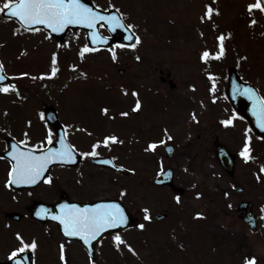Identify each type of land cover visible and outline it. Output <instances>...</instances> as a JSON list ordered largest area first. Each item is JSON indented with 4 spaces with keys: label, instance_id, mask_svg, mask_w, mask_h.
Instances as JSON below:
<instances>
[{
    "label": "rangeland",
    "instance_id": "rangeland-1",
    "mask_svg": "<svg viewBox=\"0 0 264 264\" xmlns=\"http://www.w3.org/2000/svg\"><path fill=\"white\" fill-rule=\"evenodd\" d=\"M93 1L102 7L111 6L123 11L134 25L133 30L141 37L140 43L132 49L116 46L78 61V50L85 45L79 40L80 36L77 39L73 35L68 46L54 50L61 74L62 68L69 70L70 65H77L84 74H89L83 81H78L72 74L64 90L60 88L48 94L46 88L39 87L43 80L37 75L16 79L24 81L23 86L30 85V89L36 92L34 97L31 92L23 91L25 103L56 102L61 118L82 124L83 135L91 136L90 141L100 140L101 136L108 134H115L118 138L117 142L99 151L112 153L131 172L123 176L100 171L96 190L99 196L121 199L145 227L141 229L139 224L119 233L134 252L124 245L118 250L114 235L103 240L96 250L98 263L242 264L245 258L256 257V264H264V178L257 170L255 160L246 161L244 157L236 162L234 179L227 177L214 159L212 140L218 137L232 147V151H240L245 139L242 133L245 132L258 147L252 154L260 169L264 165V141L255 140L236 119L232 125L223 126L221 122L230 114L224 103L219 102L211 108L207 105L205 110L195 103L203 102L206 93L205 72L216 70L224 77L226 68L235 64L264 96V11L249 13L247 6L254 0ZM208 5L213 7V15L210 19H202ZM252 20L256 23H251ZM31 34L23 33L11 22L0 19V43L13 48L17 57L37 58L38 63L48 67L52 61L50 46L39 47L29 57L18 48L22 39H32ZM221 34L225 37L222 60L213 70L203 68L202 52L206 49L218 52L220 41L217 38ZM215 59L213 57L208 62ZM118 68L123 69L121 74L117 73ZM159 70L165 75L169 73L176 83L175 90L170 92L173 94L153 90L154 87L160 88ZM164 88L167 92L170 90L168 86ZM132 89L139 93L141 107L138 110H134L136 102L132 98ZM215 92L219 97L218 91ZM13 99L0 94V108L14 109ZM105 108L110 115L103 111ZM124 112L128 115H121ZM14 117L10 124L14 136L21 138L24 134L21 129L25 125L28 140H43L44 124L36 115L25 120V115L20 112ZM153 142L157 143L155 150L148 147ZM170 142L176 145V151L172 159H166L162 148ZM78 144L81 148L87 146L85 140ZM207 147L211 151H207ZM167 166L174 169L175 184L184 188L179 202L178 195L168 188L152 184V178ZM235 184L244 187L243 193L233 191ZM79 185L69 190L72 196L91 198L97 194L96 190L87 189V184ZM125 191L126 194L122 195ZM241 200L253 202L254 210L260 216L256 233L248 231L235 217L236 205ZM144 209H148L151 219L145 218ZM156 212L166 213V220L153 221ZM197 213L202 215L197 216ZM221 229L237 235L238 240L243 236L244 248L240 253H231L237 250L229 244L214 248L217 244H212V234L220 233ZM1 231L4 232L0 226V259H4L10 251L20 247V241L13 235L10 239ZM9 231L5 233L10 234ZM39 232L40 229H22V234H26L25 242L36 236L35 264H59L55 245L48 243L45 230L43 236ZM235 245L238 248V243ZM64 254L67 264H86L76 244H64Z\"/></svg>",
    "mask_w": 264,
    "mask_h": 264
},
{
    "label": "snow or ice",
    "instance_id": "snow-or-ice-1",
    "mask_svg": "<svg viewBox=\"0 0 264 264\" xmlns=\"http://www.w3.org/2000/svg\"><path fill=\"white\" fill-rule=\"evenodd\" d=\"M249 13L254 10L264 11V0H254L253 3L247 6ZM218 12V9L216 10ZM7 13L9 17L16 18L20 24L25 28L35 32L39 31L37 25L43 26L49 30V37L56 33H62L70 25L86 26L89 29H95L97 24L101 21L105 22L111 31H116L117 28H126L129 32L134 28V25H125L123 22V14L121 15H105L99 10L97 5L95 8L89 6L84 0H2L0 2V13ZM213 15V7L208 5L206 8L204 18H211ZM251 23H256L252 20ZM135 39V43L128 45L135 48L141 41V37L138 35H128V40ZM105 38L100 36L99 33H92V42L98 43ZM220 41L219 51L212 53L209 50H204L201 54V59L208 61L211 58H220L224 53V35L221 34L217 38ZM85 45L80 51L81 58L84 57L86 52L93 51ZM113 58H115V52H113ZM139 59V57H137ZM75 67V65H73ZM59 71L56 53H53L51 61V71L49 73L41 74V78L48 76H55ZM20 76L29 75L28 73H19ZM10 78L5 74L4 65L0 62V93L9 94L11 92H17L19 89L16 83L4 81ZM214 90V85H213ZM244 95L253 100V114L256 116L257 123L261 129H264V97H258L255 90L252 88H245ZM141 107L139 99H137L134 110H138ZM105 113L108 109H103ZM43 115V114H42ZM121 115L127 116L128 113L124 112ZM195 118V114H193ZM223 125L228 126L234 123V117H229L221 122ZM27 136V133L25 134ZM170 138V137H169ZM46 139V144L42 141L38 145H29L25 141H20L23 147L12 145L8 155L12 158V164L8 172L7 185L11 187L15 185H33L40 181L42 178L48 183L52 182L51 176H45L48 171L49 165L54 162H71L76 159L77 150L74 145L67 143L66 137L61 136L59 138V147H55L53 141V135L51 130L49 131ZM115 135H109L103 138L102 141H97L92 145L91 152H83L80 155L97 156L96 149L103 144L104 146H110L111 143L117 142ZM251 136L245 138L244 146L240 152V155L245 158L246 161L253 159L251 156L250 141ZM160 141L159 143H163ZM149 149L155 150L157 143L153 142L149 144ZM110 163L111 161H106ZM123 167V166H121ZM134 171V170H133ZM261 172H264V165H261ZM122 192V195H125ZM199 195V193L197 194ZM179 202L180 197H176ZM59 214L52 213L47 208L42 209L37 215L52 216L53 219L59 221L63 225V231L68 237H79L84 244L92 247L93 241H98L101 234L106 230L118 228L128 223V217L125 210L119 203L115 202H100L88 206H81L79 204H67L62 203L59 205ZM145 218L151 219L148 215V209H144ZM197 216H201L202 213H197ZM144 224H140L139 228L143 229ZM17 238L20 241V247L14 249L10 253V258H16L18 253H22L26 249L35 250L37 248V242L32 240L31 242H25L23 236L17 233ZM114 242L117 249H120L122 244L126 242L123 240L119 233L114 235ZM129 250L132 249L131 245H127ZM60 258L65 260L64 243L60 244ZM256 257L246 258L244 264H256ZM17 264H22L18 261ZM66 264V262H65ZM94 264V262H93Z\"/></svg>",
    "mask_w": 264,
    "mask_h": 264
},
{
    "label": "flooded vegetation",
    "instance_id": "flooded-vegetation-1",
    "mask_svg": "<svg viewBox=\"0 0 264 264\" xmlns=\"http://www.w3.org/2000/svg\"><path fill=\"white\" fill-rule=\"evenodd\" d=\"M69 33H73V32H68V34ZM18 48H20V51H23L24 53H26L32 50V44L21 43L19 44ZM17 55L18 54L16 53L15 50H13V48H9V46H6L0 43V59L2 60L4 66H6L5 65V62H6L7 66L13 68L14 72H17V73L24 72L25 71L24 67H29V61L24 60V59L20 60L18 59L19 57H17ZM77 56H80V55H77ZM72 68L74 69L73 66L69 68V70H67L66 68L65 71L67 73L77 74L78 71L77 70L74 71ZM10 73H12V71ZM159 74L161 75L162 71H160ZM161 77H160V80L162 81L163 84L165 82H168L167 77H165L164 80H162ZM74 78L76 79L77 75H74ZM13 83H16V81H13ZM16 84L19 90L28 91V92H31L32 95H34V91L30 89V85L23 86L22 84H20V82ZM0 94H4V93H0ZM6 95L9 96V94H6ZM13 104L15 105L14 109H11L9 107L0 108V163L2 164V173L0 174V188H2L3 193L7 195L5 196L3 193H0V215L5 217V213L7 212H17V213H20V218L17 221V223L27 221V219H29V214L27 211V207L29 206V204H31L32 202L36 200L50 202L53 200L51 199L52 196L55 197V192H58V195H59V193H61L62 191H65L69 194V196H71L72 198L78 201H89L90 198H77V197L72 196L69 193V190H71L73 187H76V186L79 187L80 186L79 184H83V183L87 184L86 186L87 189L94 190V185L96 184V182H98V179H99L98 173L103 168L91 164L90 160L93 156L85 157L83 155H80V153L91 152L92 150H83V149H80L79 147H76L79 136L75 130L68 128L66 123L70 122L73 125H79V123L64 120L63 118H61L60 111H58V109H57L58 117H59L60 122L63 124L67 140L72 145L75 146L77 153L79 154L80 158L78 162L72 166H69V165L53 166L50 169V172L48 175L52 177V182L48 183L46 180H44L37 187L33 189L15 191L7 185L6 181L8 180V172L11 167V161L10 159H7L4 157V152L8 151L10 147V143L8 140L12 138L15 141H17L19 144H20V141L22 140L25 141L29 145L33 144L31 140H28L29 132L25 125L21 129L22 131H24V134L21 138H17L11 133V131L13 130V127L10 124L12 123L13 120H15L14 116L16 114H20L21 112L25 115V120H27L31 117V115H36L37 118L39 119V122L46 125L47 129L45 132H48L50 130L52 132V129L50 128V126L46 124L44 120V108L48 105L47 103L39 102L38 104H34L32 102L25 103V102L14 101ZM19 105L21 106L18 108L17 106ZM26 133H27V136L25 135ZM52 135H53V132H52ZM209 150H210L209 147H207V151ZM55 170H59V174H56L54 177L52 176V172ZM59 182L61 184H59ZM54 183H55L54 188H52V185ZM3 197H6V198L3 199ZM5 221L6 223L4 225H7V226H9L11 223H15V221L10 220V219H5Z\"/></svg>",
    "mask_w": 264,
    "mask_h": 264
},
{
    "label": "water",
    "instance_id": "water-1",
    "mask_svg": "<svg viewBox=\"0 0 264 264\" xmlns=\"http://www.w3.org/2000/svg\"><path fill=\"white\" fill-rule=\"evenodd\" d=\"M84 2L89 4V6L92 7V5L89 2H87L86 0H84ZM101 12L103 14H105V15H116V13L114 11H107V12L101 11ZM3 14L4 15H8L6 12L3 13ZM104 24L107 26V24L105 22H104ZM83 27L86 30H89V34L90 35H88V38L92 39L93 30H96L97 27L95 29H89L86 26H83ZM107 28H108V26H107ZM112 33L119 34L118 40H120L121 42L130 43V42L133 41V40L130 41V40L127 39L128 35H130L131 33L128 30H126V28H117L116 31H112ZM60 34L56 33L55 35L58 36ZM107 40H108V42H107ZM109 40L111 41V38H109V39L105 38L104 40H102V41H100V42H98L96 44H98V45H107L108 46L110 44ZM228 75H229L228 76V85H227V89H226V93H227L228 99L232 103V105L235 108V110L237 112H239L241 115H243L248 120V122H249L250 126L253 128V130L257 134H259L260 136L264 137V129H261L259 127V125L257 123L256 116L253 114V103H254V101L249 99L248 96L244 95V89L245 88H249V87L252 88V89H254V88L252 86H250L249 84H247V83L241 82L240 79L238 78L237 74L235 73L234 69H229ZM255 93L258 96L256 90H255ZM50 117L51 116L48 115V118H50ZM54 125L56 127L58 126L56 123H54ZM166 151H167V154L169 156H171L172 148L170 146L166 147ZM214 153H215L217 161L223 167V169L229 175H232L233 174V168H234V156L225 148L224 145L220 144L217 141L214 142ZM116 169H120V168H116ZM171 179H172L171 172L170 171H165V172H163V174L158 176L154 180V182H155V184H158V185H161V184H170L171 185ZM171 187H172L173 190H176V188L173 185H171ZM177 190L179 192H181V189H177ZM235 190L239 191L240 189L238 187H236ZM61 200H63V198H61ZM96 203H100V202H96ZM96 203H94V204H96ZM115 203H118V202H115ZM81 206L83 207V206H88V205H81ZM49 207H50L49 210H51L52 213L58 214V212H60L59 204L58 205L49 206ZM125 213H126V215L128 217V223L126 225L120 226L118 228L106 230L104 233L101 234V236H103L108 231H117V230L125 228L127 226L137 224V221L133 220L126 210H125ZM43 216H45V215H43ZM237 216L239 218H241L252 231L256 230L257 217L252 212L250 203L243 202V203L239 204L238 209H237ZM164 217H165V215L158 213V214L155 215L154 219H163ZM57 222L59 223L60 230H63L62 224L59 221H57ZM63 233H64V231H63ZM74 238L79 239L83 243V241L79 237H74ZM95 242L96 241L92 242V246L95 244ZM84 246L89 248V246L86 245V244H84ZM18 261H21L22 264L23 263L26 264V262L29 263L30 256L27 255L26 257L22 258L21 260L12 259L10 261V264H14V262H18ZM1 264H3V263H1Z\"/></svg>",
    "mask_w": 264,
    "mask_h": 264
}]
</instances>
